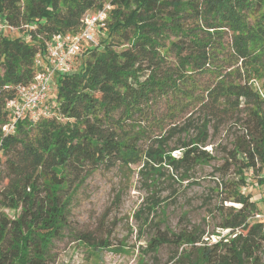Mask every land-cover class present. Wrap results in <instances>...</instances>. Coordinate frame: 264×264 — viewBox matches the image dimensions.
Here are the masks:
<instances>
[{
    "label": "trees",
    "instance_id": "16d2710c",
    "mask_svg": "<svg viewBox=\"0 0 264 264\" xmlns=\"http://www.w3.org/2000/svg\"><path fill=\"white\" fill-rule=\"evenodd\" d=\"M106 5L104 39L74 73L56 78L51 115L3 137L5 102L38 72L46 42L80 31L83 16ZM0 19L21 33L0 31V154L11 153L0 205L19 210L0 213V264L53 262L69 193L101 168L138 166L150 188L163 168L189 181L212 161L226 236L209 244L204 232L165 227L146 252L187 246L185 264H264V226L254 220L264 201L261 208L243 192L247 172L264 190V0H0ZM224 126L240 134L214 146ZM158 207L150 197L148 211ZM77 240L93 252L110 246Z\"/></svg>",
    "mask_w": 264,
    "mask_h": 264
},
{
    "label": "rangeland",
    "instance_id": "374dc122",
    "mask_svg": "<svg viewBox=\"0 0 264 264\" xmlns=\"http://www.w3.org/2000/svg\"><path fill=\"white\" fill-rule=\"evenodd\" d=\"M2 33L14 37L21 33L5 29ZM104 34L97 39L99 43ZM83 57L77 63V69ZM76 69V70H77ZM259 88L260 83H254ZM56 84L52 86L49 96L55 97ZM228 126L220 129V134L213 140L214 146H229L231 137L238 136L240 129ZM154 135H159L155 131ZM219 150V146L217 147ZM209 152L214 147L205 148ZM174 156H178L174 153ZM0 191L6 185L3 177L6 174V163L11 153L1 155ZM219 162L212 161L209 165L198 168L194 178L189 181L180 180L179 175L168 169H162L164 177L157 185L148 187L149 182L138 174V166L101 168L89 174L80 187L69 193L68 229L61 238L53 241L51 254L53 262L48 264H185L189 247L163 245L157 253L146 252V244L158 230L165 227L174 232L188 230L204 232V241L215 243L226 232L218 228L219 218L216 206L219 196L215 193L219 175L215 168ZM215 174L211 176L212 174ZM249 184L243 189L252 200L263 207L264 190L260 188L251 173L247 172ZM197 182L191 184V182ZM40 196H43L41 193ZM150 197L158 200L159 207L155 212L148 211ZM64 200V199H63ZM19 210L13 211L0 205V213L9 218L17 216ZM82 234L109 243L104 250L92 251L78 242ZM195 257L192 250L189 255ZM264 262V257H263Z\"/></svg>",
    "mask_w": 264,
    "mask_h": 264
},
{
    "label": "built area",
    "instance_id": "2783aa9c",
    "mask_svg": "<svg viewBox=\"0 0 264 264\" xmlns=\"http://www.w3.org/2000/svg\"><path fill=\"white\" fill-rule=\"evenodd\" d=\"M109 6L93 13H86L83 29L75 33L53 35L45 44L44 55H37L35 67L38 72L26 85L14 88V98L5 102L7 122L1 127L3 137L14 134L16 124L22 121L35 123L49 117L54 110V97L49 96L59 76L70 75L77 69V63L84 51L98 45L99 34L106 27ZM14 30L0 19V31ZM15 31V30H14ZM264 226V213L254 217Z\"/></svg>",
    "mask_w": 264,
    "mask_h": 264
}]
</instances>
